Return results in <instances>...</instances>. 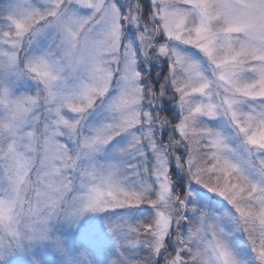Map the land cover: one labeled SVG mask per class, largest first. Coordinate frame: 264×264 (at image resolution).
Returning a JSON list of instances; mask_svg holds the SVG:
<instances>
[{
	"label": "snow or ice",
	"instance_id": "1",
	"mask_svg": "<svg viewBox=\"0 0 264 264\" xmlns=\"http://www.w3.org/2000/svg\"><path fill=\"white\" fill-rule=\"evenodd\" d=\"M0 264H264V0H2Z\"/></svg>",
	"mask_w": 264,
	"mask_h": 264
},
{
	"label": "rangeland",
	"instance_id": "2",
	"mask_svg": "<svg viewBox=\"0 0 264 264\" xmlns=\"http://www.w3.org/2000/svg\"><path fill=\"white\" fill-rule=\"evenodd\" d=\"M0 2H2V0H0ZM152 76L153 79H158L157 77H155L154 73L150 74ZM184 183H187V178L183 177ZM178 191L181 190L179 187L177 189ZM193 190L196 192V202L200 203L201 206H204L205 203L207 202H219L222 201L223 198L219 197L217 194L215 193H211L209 192L207 189H204L202 186L200 185H195L193 184ZM201 193H206V198L204 200H201L200 198V194ZM226 204V202H224ZM226 210V209H225ZM125 210H121V209H116V210H112L107 214H100V219L103 220L105 215L110 218L111 220L115 221L118 218L124 216ZM143 247V251L141 252L139 249H137V252L139 255L142 256H147L148 255V251H147V246L146 244L142 246Z\"/></svg>",
	"mask_w": 264,
	"mask_h": 264
}]
</instances>
